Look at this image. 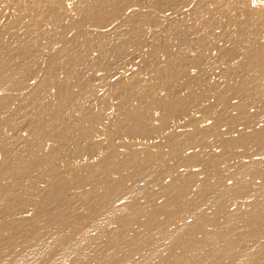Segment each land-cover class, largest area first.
Segmentation results:
<instances>
[{
  "label": "bare ground",
  "instance_id": "bare-ground-1",
  "mask_svg": "<svg viewBox=\"0 0 264 264\" xmlns=\"http://www.w3.org/2000/svg\"><path fill=\"white\" fill-rule=\"evenodd\" d=\"M0 0V264H264V0Z\"/></svg>",
  "mask_w": 264,
  "mask_h": 264
},
{
  "label": "rangeland",
  "instance_id": "rangeland-1",
  "mask_svg": "<svg viewBox=\"0 0 264 264\" xmlns=\"http://www.w3.org/2000/svg\"><path fill=\"white\" fill-rule=\"evenodd\" d=\"M262 1L263 0H250V3H252L256 7L258 5V7H259V6H261V3H263Z\"/></svg>",
  "mask_w": 264,
  "mask_h": 264
}]
</instances>
